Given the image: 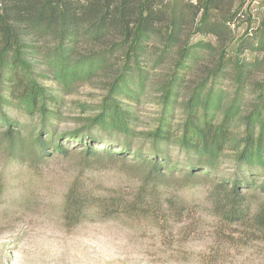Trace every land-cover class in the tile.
<instances>
[{"label":"trees","instance_id":"obj_1","mask_svg":"<svg viewBox=\"0 0 264 264\" xmlns=\"http://www.w3.org/2000/svg\"><path fill=\"white\" fill-rule=\"evenodd\" d=\"M222 2L0 0V150L31 167L51 154L81 150L87 166L130 160L141 178L131 195L74 182L63 207L67 226L94 212L164 227L193 214L178 197V186L207 184V207L224 227L264 233V80L248 84L250 67L222 55L209 85L203 83L187 99L183 123L175 127L171 120L192 57L180 45L185 18L194 10L201 14L199 27H213L212 14ZM259 44L264 45V33ZM174 52L181 71L164 85L162 117L152 131L139 132L129 101L143 94L151 64ZM100 74L111 80L90 119L96 127L61 130L64 99L42 79L69 91ZM227 78L235 79L237 90L226 105V93L216 84ZM246 88L253 97L243 113L240 92ZM240 123L244 133L237 135Z\"/></svg>","mask_w":264,"mask_h":264},{"label":"rangeland","instance_id":"obj_2","mask_svg":"<svg viewBox=\"0 0 264 264\" xmlns=\"http://www.w3.org/2000/svg\"><path fill=\"white\" fill-rule=\"evenodd\" d=\"M188 15L180 45L192 57L187 59V75H181L186 81L172 110L175 127L184 121L187 99L203 83L209 85L222 55L250 67L248 84L264 80V45L259 44L264 33V0H224L212 14L213 27H199L201 14L197 16L194 10ZM176 58L174 52L162 63L151 64L143 94L138 101L128 100L136 113L137 131H152L162 117L164 85L175 70L181 71L175 67ZM110 80L109 74H100L67 91L43 78L64 99L60 129L73 131L90 124ZM234 80L216 84L226 93V105L235 97ZM247 89L240 92L243 113L252 105V91ZM234 131L243 134L244 126L240 123ZM66 145L75 149L73 143ZM80 152L51 154L31 167L0 150V264H264V233L224 227L207 207V184L178 186V197L191 205L193 214L185 213L186 217L164 227L145 219H108L94 212L77 226H67L63 207L74 182L103 193L131 195L141 180L130 160L87 166Z\"/></svg>","mask_w":264,"mask_h":264}]
</instances>
